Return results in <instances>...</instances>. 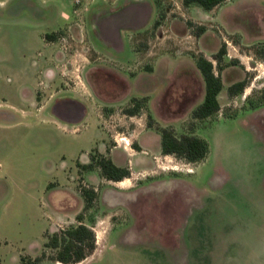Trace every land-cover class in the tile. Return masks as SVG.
<instances>
[{
    "label": "rangeland",
    "instance_id": "1",
    "mask_svg": "<svg viewBox=\"0 0 264 264\" xmlns=\"http://www.w3.org/2000/svg\"><path fill=\"white\" fill-rule=\"evenodd\" d=\"M133 4L151 11V22L123 31L118 46L103 41V16ZM261 43L264 0H229L211 13L185 8L182 0H0V264L39 256L46 235L69 226L63 210L74 213L80 187L96 181L78 163L88 164L90 154L105 153L104 147L137 152L133 145L148 119L146 112L123 114L133 98L149 101L157 86H168L167 109L157 104L154 118L178 134L186 132L193 125L186 93L197 101L205 84L192 55L219 52L225 44L222 64L238 62L222 73L226 87L248 81L243 95L229 102L226 88L222 97L226 109L238 111L246 98L257 99L264 90V62L256 55ZM143 92L148 95L134 97ZM65 99L83 101L87 116L79 122L56 119L53 111L61 110ZM42 102L50 103L40 109ZM251 111L196 132L208 141L210 153L195 173L196 164L174 157L159 156L152 167L149 159L143 166L133 158L139 180L182 173L190 179L212 171L229 176L218 192L222 208L203 215L211 228L197 244L200 255L209 256L204 264H264V111ZM159 139L155 134L145 141L155 149ZM149 210L147 232L130 228L133 217L102 200L85 211V224L94 219L98 244L80 264H183L181 216Z\"/></svg>",
    "mask_w": 264,
    "mask_h": 264
},
{
    "label": "crops",
    "instance_id": "2",
    "mask_svg": "<svg viewBox=\"0 0 264 264\" xmlns=\"http://www.w3.org/2000/svg\"><path fill=\"white\" fill-rule=\"evenodd\" d=\"M189 9L200 8L191 7ZM151 19L152 13L151 11L148 12L145 6L139 4L128 5L121 7L119 10L112 13L105 14L100 21L99 31L103 41H105L106 43H110L113 46L114 44L115 46H118L117 42L121 40L123 31L140 30L146 27L151 22ZM208 52L209 54H207ZM203 53L205 54V56L209 55L213 57L218 52L217 50L207 51L205 49ZM213 62L215 67H217V63L215 61ZM157 69L158 68H155L154 73H157ZM223 71L221 72V77ZM222 82L223 90L219 95V101L221 107L224 110L229 107L228 103L222 102V97L225 93V89L227 88L228 92V89L238 82H234L227 87L223 77ZM202 87L203 88L201 91V95H197V101L190 100V94L186 93L185 98L188 99L191 113L195 108L200 106L205 99V84ZM167 88L168 86L160 87L159 85L156 87V90H153L149 95L143 92L139 94V96L134 97L148 95L150 97V112L153 116L157 117V104H163L167 109L168 103L167 101L164 102V99H166L168 95ZM56 95H60L59 92L55 94V96H53V99L54 97H56ZM191 96H194V94H191ZM235 98L236 97L230 98L228 96L229 102L233 101ZM49 103L44 102L40 109H46ZM60 104L62 106V109L53 111V116L60 121L79 122L83 120L88 114V108L83 101L81 102L75 99H65L62 100ZM262 111H264V107L255 111H251V113L257 112L258 115V113H261ZM221 115L222 114H220V116ZM223 121H228V119H225L221 116L220 118H218L216 123H222ZM161 122L166 125L169 124L167 121ZM100 133H102L101 135L103 136V138L100 139L101 142H103V140H105V134L102 131H100ZM252 133L257 138L262 137L261 132L257 128H252ZM155 134L158 133L146 127L143 135L137 140L141 151L134 154L131 153L128 149H121L120 147H114L113 149H111L110 157L112 158L114 163L120 167H129L131 169L132 177L130 179H126L119 183H111L104 181L98 176V174L94 173L91 177H94L96 181H92L91 185L99 189V201L102 200V204L104 206L108 208H118L122 211L126 210L133 217L134 221H131L132 224L130 228L139 226L136 228V230L147 232V225L146 222H144V218L148 215V212L150 211L149 209H151V207L158 209V213L162 216H171L176 214L180 215L182 218L181 232L183 264H204L203 258L208 260L209 256H201L197 244H203L205 242L206 228L208 232H210L211 228L210 225L206 222L205 223L207 225H205L203 221V215H206L207 213H212L213 215V213L218 210L220 203L217 201V198L221 199L219 197L220 195L218 196V192L228 184L229 176H224L217 171H212V175H205L202 173V175H200L198 178L193 177L190 179L183 177L185 173L174 174L172 177L167 176L163 178H158V176H156L155 174H150L149 178L144 180L135 178V174H142L140 173L141 171H138V169H136L133 158L139 159V163H143V166H147L146 163L151 164V162H148L149 159L153 161L151 167L154 165L157 166L159 156L163 157V159L173 158L171 156H163L161 154V137L158 140V147L155 149H153L151 145H149V143L145 141L147 137L149 138ZM104 148L106 152V147ZM99 151L102 152L100 149ZM207 161L208 158L202 163L191 165L193 168L192 172L195 173L198 168L200 169V167L206 166ZM143 166H140L138 168L141 169ZM192 172H188L187 175ZM204 178H207V180L204 181ZM245 198H248V195H245ZM84 207L85 202L83 198H80V200L77 202V207H75L77 209L74 213H67L69 209L63 210V212H66L65 214H62V216L66 218L64 225H74L76 223L77 215L82 212ZM261 257L264 258V255H261ZM18 262L19 264H22L21 257ZM47 263L61 264L49 260H44L40 264Z\"/></svg>",
    "mask_w": 264,
    "mask_h": 264
},
{
    "label": "trees",
    "instance_id": "3",
    "mask_svg": "<svg viewBox=\"0 0 264 264\" xmlns=\"http://www.w3.org/2000/svg\"><path fill=\"white\" fill-rule=\"evenodd\" d=\"M185 8L198 7L206 12H212L223 6L229 0H182ZM233 1V0H230ZM158 23L155 24L157 28ZM202 28L200 32H204ZM227 50L225 44L219 52L213 56L217 63L209 60L204 55H192L195 65L205 82V99L203 103L195 108L191 113V123L193 124L182 134H178L173 128L161 126L155 120L149 109L148 98H133L130 105L123 109V114L129 117H136L147 113V127L155 131L161 137V154L172 156L177 161L184 164H199L204 162L209 153L210 145L207 140L199 137L196 132L200 129L211 127L222 114L225 119H234L244 110H258L264 107V90L257 99L246 98V102L240 110L231 112L229 109L221 107L219 95L223 90L221 72L229 66H237L238 62L232 60L225 63ZM258 59L264 62V43L256 47ZM151 72V68H147ZM248 86V81L244 80L235 83L228 89L230 98L243 95ZM133 149L141 151L138 144L133 145ZM81 172L97 171L101 178L111 182H121L131 178V170L128 167L117 166L110 157L98 152L91 154V163L82 165L78 163ZM80 193L85 201L84 211L77 216L78 224L69 225L54 234H47V242L43 246L41 254L35 258L31 256H21L22 264H40L44 260H49L61 264H80L91 256L97 249V234L94 230V219L90 224L84 223L85 211L92 209L99 199L98 192L93 187H80Z\"/></svg>",
    "mask_w": 264,
    "mask_h": 264
},
{
    "label": "flooded vegetation",
    "instance_id": "4",
    "mask_svg": "<svg viewBox=\"0 0 264 264\" xmlns=\"http://www.w3.org/2000/svg\"><path fill=\"white\" fill-rule=\"evenodd\" d=\"M60 121V120H59ZM65 122V121H64ZM96 152H98V153H100V154H102V155H106V156H108V157H110V151H107V149H106V152L105 153H101L100 151H98V150H95ZM95 151H93V152H95ZM137 151V150H136ZM92 152V153H93ZM137 152H139V151H137ZM91 153V154H92ZM91 154H90V161H89V163L88 164H90L91 163ZM111 158V157H110ZM112 159V158H111ZM113 161V160H112ZM114 162V161H113ZM79 164H82V163H79ZM82 165H87V164H82ZM118 166V165H117ZM120 167V166H119ZM129 168V167H128ZM131 170V169H130ZM82 173H84V172H82ZM87 173H95V174H98V176L100 177V175H99V173L97 172V171H95V172H87ZM131 177H132V171H131ZM101 178V177H100ZM101 179H103V178H101ZM130 179V178H129ZM104 181H106V182H111V181H107V180H105V179H103ZM126 180V179H125ZM122 182V181H121ZM111 183H119V182H111ZM90 187V186H89ZM91 187H93L97 192H98V194H99V189H97L96 187H94L93 185L91 186ZM80 196L82 197V195H81V193H80ZM83 198V197H82ZM100 198V197H99ZM84 200V199H83ZM98 201H99V199H98ZM85 202V201H84ZM85 208V207H84ZM82 213V212H81ZM80 213V214H81ZM79 215V214H78ZM77 215V216H78ZM77 218V217H76ZM51 232H49V234H50ZM46 239V238H45ZM97 244H98V241H97Z\"/></svg>",
    "mask_w": 264,
    "mask_h": 264
}]
</instances>
